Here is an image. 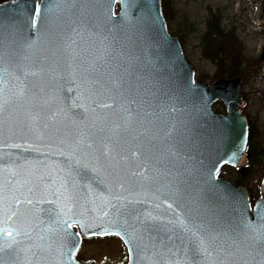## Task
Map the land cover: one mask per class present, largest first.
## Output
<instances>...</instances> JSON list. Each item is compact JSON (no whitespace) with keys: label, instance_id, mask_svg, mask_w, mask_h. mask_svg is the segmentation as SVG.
<instances>
[{"label":"water","instance_id":"1","mask_svg":"<svg viewBox=\"0 0 264 264\" xmlns=\"http://www.w3.org/2000/svg\"><path fill=\"white\" fill-rule=\"evenodd\" d=\"M117 1L63 0L36 26H30L29 17L44 0L0 4V54H5L0 67H7L6 83L0 87L5 98L13 97L3 116L12 125H24L9 132L6 124L0 135V167L20 157L40 161L19 175L29 183L8 194L21 201L13 209L22 214L10 223L22 219L34 225L31 240L17 239L22 246L34 245L62 205L88 226L86 231L78 221L68 222L79 235L78 248L83 236H100L88 233L105 229L111 234L121 231L125 242L123 230L110 221L122 223L133 210L173 223L179 212L189 225L203 221L226 234L213 255L194 258L177 239L187 243L188 236L176 225L174 232H161L158 239L153 234L148 240L145 234L139 250L125 242L133 249L129 264H264V244L244 226L245 221H264V198L252 210L243 187L216 177L223 164L236 166L245 155L248 123L241 108V80L219 79L209 87L195 84L178 38L167 32L160 0H120L116 16ZM61 36L72 43L64 47ZM26 39L36 40L31 49L23 47ZM21 89L23 95L16 99ZM218 99L225 102L226 115L211 111ZM31 116L37 117L35 131L29 130ZM17 144L20 147H12ZM30 144L42 151L37 153ZM8 175L4 171L0 179ZM61 179L74 193L71 202H55ZM111 197L125 199L117 203ZM116 208L121 209L119 216ZM62 237L52 238L53 251L66 243ZM32 251V264H56L48 251ZM73 264L82 263L73 256Z\"/></svg>","mask_w":264,"mask_h":264},{"label":"rangeland","instance_id":"2","mask_svg":"<svg viewBox=\"0 0 264 264\" xmlns=\"http://www.w3.org/2000/svg\"><path fill=\"white\" fill-rule=\"evenodd\" d=\"M163 3L168 27L180 38L197 79L212 81L218 74L215 61L203 54L205 31L218 29L219 35L229 37L225 41L217 36L221 43H216L215 48L218 52L227 53L231 59L226 63L244 75V112L255 124L254 145L264 149L263 0H163ZM246 9L251 13H246ZM214 107L222 111L224 105L217 102ZM242 166L247 167L244 174L231 167H224L221 174L245 186L257 199L262 195L264 153L253 161L245 159ZM77 259L95 264H125L127 252L117 237L92 238L83 243Z\"/></svg>","mask_w":264,"mask_h":264},{"label":"snow or ice","instance_id":"3","mask_svg":"<svg viewBox=\"0 0 264 264\" xmlns=\"http://www.w3.org/2000/svg\"><path fill=\"white\" fill-rule=\"evenodd\" d=\"M61 2L63 0H56L55 3H50V0H44L43 5L35 4L34 12L29 17L30 26H36L38 21L39 24H44L45 18L49 16L55 9L60 7ZM15 6V5H14ZM158 18V17H157ZM37 31L40 32V28L37 27ZM61 41H66L64 43V47H68L72 42L67 40L65 36L60 37ZM36 43V40L26 39L23 43V47L25 49H31ZM3 55L0 54V60H2ZM7 72V67H0V84L6 83L4 81L3 76ZM18 79V77H17ZM94 85H99V81H92ZM101 87H103L101 85ZM118 91V88L116 89ZM23 95V89L20 90L19 95H15L16 99H19L20 96ZM13 99L12 96L5 98L4 89L0 87V135H3L6 130L13 131L14 127L19 129H23L24 125L21 122H17L16 125H12L9 123L3 116L5 111V105ZM101 107H109L110 105H100ZM36 116L29 117L30 125L29 130L35 131ZM45 127L47 125L45 124ZM12 147H20V145H12ZM28 147L33 148L37 153L42 151L40 146L28 145ZM75 150V149H73ZM59 155H64L65 153L59 152ZM236 153H233L235 156ZM22 160V163L20 162ZM40 161H31L27 159H23L22 157L17 158L16 161H10V163L4 164L0 167V173L7 171L10 173L6 178L0 179V264H32V257L35 256V252L32 249L38 248L41 250H46L50 255L55 256L56 264H73V256L74 252L78 249V240L79 235L77 233H73L71 231V224L69 221H78L82 227L87 231L88 226L85 224L82 218H78L75 213L72 215H68L65 211V206H61L59 213L56 214V218H49L47 229L36 235V243L29 244L26 246H22V241L17 239L19 237H23L24 241L31 240L33 233L34 225L30 226L29 223L25 222L22 219H17L15 223L13 222L14 218L20 217L22 214L19 209H13V204L20 205L21 201L14 196L8 195L16 191L17 187L23 186V184L29 183L28 180L21 181L18 177L20 173L24 172L26 169H34ZM79 174V170H78ZM132 175H138V173H132ZM15 178V179H14ZM43 180V176L38 177ZM45 187H49V185H45ZM123 187V185H121ZM33 189L29 188V192ZM91 191V189H89ZM57 194V203L61 200L66 202H71L75 199L74 193L70 187L67 186V181L61 179L60 186L55 190ZM177 192H172L171 195L176 196ZM106 200L108 198H105ZM112 200L117 201L119 203L123 197H111ZM29 205L33 203L31 199L26 201ZM49 203H53L50 201ZM134 203H140L139 201H134ZM165 204H168L169 208H172L173 205L168 203V200L164 201ZM110 207H116L115 205L109 203ZM68 211H71L72 204L68 203L66 205ZM158 207V206H157ZM117 214L119 216L121 209L116 208ZM103 215H107L105 211L102 213ZM129 218L123 219L122 223L118 220H112L110 223L113 227H119L123 230V234L125 235V242L130 245H135L137 250L144 247L143 237L146 234L148 240L153 239V234H156V238H159L161 232L165 234L174 229L176 225H179L183 232L188 236V241L185 243L184 240L177 237L182 247L186 250H190L192 252L193 257L201 256L211 257L213 255V250H215L216 244L221 237V235H226L223 232L213 230L211 225L205 224L203 221L200 223H195L189 225L188 221L185 219L182 213H176V221L173 223L172 221L166 220L164 217L153 214L151 212H145L144 216L138 212L133 210V213L128 214ZM131 220V223H130ZM137 225L139 228H137ZM244 226L249 229L254 239L264 244V221L261 223H252L251 221H245ZM131 229V232H129ZM139 231L140 237H137V232ZM60 233H63L62 239L66 241V243H62L58 246L54 251L51 247L52 238ZM89 235H100L104 236L109 233L106 229L100 230L97 232H89ZM116 235H121V231H115ZM166 238L171 241V237L166 235ZM47 241V243H45ZM129 251H133L130 247ZM168 251H171L170 249ZM23 253V257L22 254ZM64 257H67V261L64 260ZM153 264H157V262L153 261ZM178 264V262H177Z\"/></svg>","mask_w":264,"mask_h":264},{"label":"trees","instance_id":"4","mask_svg":"<svg viewBox=\"0 0 264 264\" xmlns=\"http://www.w3.org/2000/svg\"><path fill=\"white\" fill-rule=\"evenodd\" d=\"M218 34V33H217ZM219 35V34H218ZM214 33L211 31H208L206 34V37L210 38V44L207 45V49H209L208 54L213 58L218 60V74L222 76H235L238 75L239 69L238 68H231L225 60H223L221 57L218 56V51L214 49V45L216 44V41L213 38ZM221 38H229L227 35H220ZM255 134V131L251 129V138H253ZM255 143L250 144L249 147V154H250V161H253L255 158H259L261 154L264 153V149H259L257 146L254 145Z\"/></svg>","mask_w":264,"mask_h":264},{"label":"flooded vegetation","instance_id":"5","mask_svg":"<svg viewBox=\"0 0 264 264\" xmlns=\"http://www.w3.org/2000/svg\"><path fill=\"white\" fill-rule=\"evenodd\" d=\"M264 3V2H263Z\"/></svg>","mask_w":264,"mask_h":264}]
</instances>
